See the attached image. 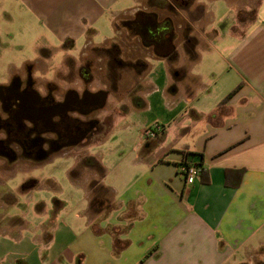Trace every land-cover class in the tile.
<instances>
[{"label":"crops","instance_id":"obj_1","mask_svg":"<svg viewBox=\"0 0 264 264\" xmlns=\"http://www.w3.org/2000/svg\"><path fill=\"white\" fill-rule=\"evenodd\" d=\"M160 1L0 0V51L4 34L25 35L48 51L68 42L77 53L114 48L120 60L148 68L146 90L133 104L101 111L110 116L107 125L101 119L103 137L141 118L134 139L80 159L74 152L66 168L72 191L57 208H37L31 190H19V197L9 188L0 192V212L7 211L0 213V264L264 262V0H257L254 19L241 29L236 0H188L177 9L180 17L165 12ZM140 13L153 22L169 18L160 51L135 29ZM102 36L104 43H95ZM187 37L194 44H186ZM64 61L53 69L63 70ZM8 66L13 70L10 80L0 74V95L18 74ZM48 67L36 63L41 92L47 81H61L53 69L47 76ZM156 124L159 134L146 135ZM96 142L102 148L105 139ZM89 158L104 168L103 176ZM41 160L0 155V184L1 176L34 170ZM79 160L95 176L70 175ZM184 160L200 168L191 185L179 169ZM93 180L112 191L96 214L89 210ZM13 215L17 221L11 222Z\"/></svg>","mask_w":264,"mask_h":264},{"label":"flooded vegetation","instance_id":"obj_2","mask_svg":"<svg viewBox=\"0 0 264 264\" xmlns=\"http://www.w3.org/2000/svg\"><path fill=\"white\" fill-rule=\"evenodd\" d=\"M171 2L173 5L168 6L167 0H161L159 6L168 7L173 13L189 1ZM145 14L136 17L135 29L144 32L145 40L160 51L167 44L164 33L170 30L171 22L169 18L153 22ZM77 57L67 55L63 70L53 69L57 76L64 75L61 78L64 89L56 81H47L41 92L42 74L35 77L33 66L12 78L0 95V155L14 160L25 156L48 159L57 153L67 154L91 145L103 130L100 119L103 108L99 103L103 90L96 88L101 83L98 72L102 59L106 60L108 69L117 64L139 74L148 69L143 62L120 60L117 51L110 47H87Z\"/></svg>","mask_w":264,"mask_h":264},{"label":"rangeland","instance_id":"obj_3","mask_svg":"<svg viewBox=\"0 0 264 264\" xmlns=\"http://www.w3.org/2000/svg\"><path fill=\"white\" fill-rule=\"evenodd\" d=\"M167 1L168 6L173 5L171 0ZM236 1L237 3L234 5L235 9L238 11V22L236 28L241 29V27L243 28L247 22L254 19L257 0ZM169 10L170 9L168 7L164 9L165 12H168ZM175 12L177 13L178 17H180V12L176 10ZM181 13L187 16L185 11L182 10ZM243 21H245V23H243ZM9 36L6 34L2 36V39H4L5 43L4 51H0L1 60H3V65H0V74L2 79L6 78V80H10L9 72H11V68L8 66L9 63H12V65L16 67L14 70H16V73L18 74L33 66L35 75L40 76L42 73L41 70H36V63L39 60H42L49 66L46 71L47 76H51L53 66L58 67V64L62 65L63 58L65 59V56L71 55L76 59L78 58L77 51L71 47L72 45L68 41L67 44L64 45L63 43L60 47H56V45H54L49 49L51 51H48V49H37L38 46H36L35 39L32 36H13L12 39H10ZM105 36L111 37V32H108ZM210 36L211 34H208L209 38ZM104 37L102 36L97 38L95 43H104ZM203 38H206V35H204ZM205 40L206 39H203V41ZM56 43L59 42L54 40V44ZM45 52H49L48 57L45 55ZM143 53H146V51ZM48 59L50 60L47 61ZM100 65L101 70L98 72V74L101 76V83L97 84L96 88H101L103 91H106L108 96L102 111L104 109H109L116 106L127 108L129 104H133V96H138L140 93L146 90L144 83L146 81L148 71H144L143 73L139 74L136 70L122 68L118 64L114 66L113 69H108L105 59H102ZM155 72L157 75L160 74L161 69L159 65L156 66ZM63 76L64 75L61 73L58 74L60 80L63 78ZM58 84L60 87H62V89H64V82L62 80L59 81ZM100 117V119L104 120L106 125L109 124L110 116L103 115ZM131 121H129L130 128L128 130L119 127L117 132H113L108 137L100 136L101 139H105V142L102 144V148L101 145H97L96 142L76 150L75 152L78 154L79 159L84 157L85 153L87 152H90L91 154H99V149H102V151L106 150L108 152L110 147H115L117 144L119 145L120 143L126 142L130 143V141L134 139L137 130L136 126H139L140 122L143 120L141 118L134 117L131 119ZM122 122L125 123V120ZM73 156L74 152L67 154L57 153L49 156L48 160L45 158L42 159L34 168V170L30 169L27 170V172H24V169H20L16 171L13 176H1L2 180H4V184H0V192L4 193V190L9 188L14 191L13 195L19 197V190H22L23 192L31 190L33 194L32 202L36 198H39L37 208L43 209L45 204L51 205L53 209L57 208L59 202H62L63 200L65 201V199L68 197L69 191L72 189L68 176V170L66 168L73 163ZM81 163L82 162L79 160V163L75 164V168L72 169L74 172L73 174L70 172V175L80 177L83 176V178L95 176V172L85 169ZM25 174L27 175L24 176ZM25 177L26 179H24ZM0 198L2 199L4 196H1ZM26 203L22 202L23 205L21 206L24 207V204ZM12 211L14 212V209ZM0 213L7 214V211L3 212L2 210ZM7 219H9L11 222L17 221V218H14V215L11 216V218L8 217ZM257 264H264V262L259 261Z\"/></svg>","mask_w":264,"mask_h":264},{"label":"trees","instance_id":"obj_4","mask_svg":"<svg viewBox=\"0 0 264 264\" xmlns=\"http://www.w3.org/2000/svg\"><path fill=\"white\" fill-rule=\"evenodd\" d=\"M164 40L166 41V39H164ZM191 43L194 44L193 38L192 37H187L186 38V44H191ZM188 52L190 53V49H188ZM191 54H192V58H194L193 57V52ZM236 90L237 89H235L232 92H230L228 94V96L225 98V100L230 98L236 92ZM91 159L92 158L88 159L90 162H92L91 167L99 172L100 177L103 176L104 173H105L104 168L102 166H100L98 162L94 163V159H92V160ZM237 171H238V173L240 175H242L243 172H244L242 169L237 170ZM73 172H74V170L71 171V174H73ZM97 182H98V180H93L90 183V189H93V191H92V195H91V199H90V203H89V210L93 214L99 213L102 210V208L100 206L102 204V202H108V199L112 195V191L108 187H105V186H102V185L95 187V185H97ZM117 244H118V241H117Z\"/></svg>","mask_w":264,"mask_h":264},{"label":"built area","instance_id":"obj_5","mask_svg":"<svg viewBox=\"0 0 264 264\" xmlns=\"http://www.w3.org/2000/svg\"><path fill=\"white\" fill-rule=\"evenodd\" d=\"M161 129H162L161 125L156 124L152 127L147 128L145 130V134L150 137L155 138L159 134ZM179 169H180L181 174L184 176L185 183L187 185L193 184L196 178L200 174L199 166L189 160L182 161V163L179 166Z\"/></svg>","mask_w":264,"mask_h":264},{"label":"water","instance_id":"obj_6","mask_svg":"<svg viewBox=\"0 0 264 264\" xmlns=\"http://www.w3.org/2000/svg\"><path fill=\"white\" fill-rule=\"evenodd\" d=\"M106 99H107V92L102 91L99 95V103L101 107L105 105Z\"/></svg>","mask_w":264,"mask_h":264}]
</instances>
